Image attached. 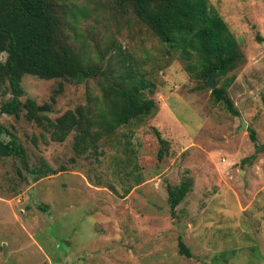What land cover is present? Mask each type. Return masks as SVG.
<instances>
[{"label":"rangeland","instance_id":"374dc122","mask_svg":"<svg viewBox=\"0 0 264 264\" xmlns=\"http://www.w3.org/2000/svg\"><path fill=\"white\" fill-rule=\"evenodd\" d=\"M209 3L242 54L215 81L233 77L227 95L237 114L215 102L207 79L188 73L180 53H168L131 9L64 0L65 30L76 45L102 68L117 69L122 44L121 59L132 58L154 82L147 94L156 110L79 154L74 131L58 141L23 116L2 114L10 132L2 137L22 144L27 164L0 154V264H264V0ZM58 82L25 74L20 99L49 103L51 118L99 100L97 78L62 80L52 102ZM10 96L3 85L0 103ZM153 126L169 142L161 159ZM40 166L55 172L37 177L32 169ZM187 177L191 189L171 211L166 186ZM179 239L191 256L179 252Z\"/></svg>","mask_w":264,"mask_h":264},{"label":"trees","instance_id":"16d2710c","mask_svg":"<svg viewBox=\"0 0 264 264\" xmlns=\"http://www.w3.org/2000/svg\"><path fill=\"white\" fill-rule=\"evenodd\" d=\"M121 7L131 9L138 20L144 23L153 35L164 44L169 52H179L185 61V69L196 78L206 81L215 71V81L233 70L241 61L239 44L227 23L209 0H113ZM64 0H0V89L8 87L10 97L0 103L2 114L23 116L28 121L48 130L54 140L62 141L74 131L73 148L79 154L94 147L101 138L112 134L120 126L140 121L156 110L155 101L148 96L155 84L146 77L145 70L132 58L120 57L122 44H118L116 55L118 68H102L98 61L76 45L69 36L66 19L61 5ZM194 72V74L192 73ZM36 75L43 79H59L51 101L63 89L62 80L83 82L99 79L100 97L93 99L86 108L68 109L51 118L47 102L38 103L27 97L21 100L22 77ZM233 77L210 90L215 102H223L226 109L237 114L227 89ZM95 100V101H94ZM98 105V106H97ZM160 144L158 158L167 152L169 142L153 126ZM10 133L0 121V154L19 157L27 164L24 148L14 136L9 140L2 137ZM249 137L256 142L255 130L249 129ZM132 151V149H131ZM254 155V154H253ZM252 155V156H253ZM246 158H243L245 160ZM32 169L37 176L54 173L51 167ZM192 179L185 178L178 185L167 184V201L171 211L190 191ZM179 252L191 256L188 247L179 239Z\"/></svg>","mask_w":264,"mask_h":264},{"label":"water","instance_id":"95a60500","mask_svg":"<svg viewBox=\"0 0 264 264\" xmlns=\"http://www.w3.org/2000/svg\"><path fill=\"white\" fill-rule=\"evenodd\" d=\"M214 75H215V71L212 70L207 78V81L205 82V84L210 88L213 89L215 87V80H214ZM240 126H239V130L242 128H245L246 123L245 121L242 119V117H240Z\"/></svg>","mask_w":264,"mask_h":264}]
</instances>
